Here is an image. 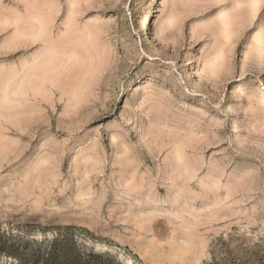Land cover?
<instances>
[{
    "label": "rangeland",
    "instance_id": "rangeland-1",
    "mask_svg": "<svg viewBox=\"0 0 264 264\" xmlns=\"http://www.w3.org/2000/svg\"><path fill=\"white\" fill-rule=\"evenodd\" d=\"M0 264H264V0H0Z\"/></svg>",
    "mask_w": 264,
    "mask_h": 264
},
{
    "label": "bare ground",
    "instance_id": "bare-ground-1",
    "mask_svg": "<svg viewBox=\"0 0 264 264\" xmlns=\"http://www.w3.org/2000/svg\"><path fill=\"white\" fill-rule=\"evenodd\" d=\"M150 12H151V11H150ZM147 15H148V13H147V11H146V13H145L144 15H142L143 19H144V18H147ZM38 21H39V23H40V24H39V28H38V33H40V35H43V34L45 33L44 31H45V25H46L45 23H46V19H44V18L42 19V18H41V19H39ZM142 21H143V20H142ZM142 25H144V23H143V22H142V23L139 22L138 27H139V30H140V31H142ZM143 28H144V27H143ZM15 40H16V39H15ZM27 75H28V74H27ZM5 87H6V86H5ZM187 249H188V248H187ZM101 250H102V249H101ZM197 255H198V254H197ZM193 256H194V254H193Z\"/></svg>",
    "mask_w": 264,
    "mask_h": 264
}]
</instances>
